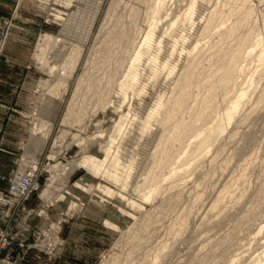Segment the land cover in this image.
Listing matches in <instances>:
<instances>
[{"label": "rangeland", "instance_id": "obj_1", "mask_svg": "<svg viewBox=\"0 0 264 264\" xmlns=\"http://www.w3.org/2000/svg\"><path fill=\"white\" fill-rule=\"evenodd\" d=\"M218 1L0 0L1 115L23 121L0 132L15 147L0 264H264V0ZM242 35L231 82L152 180L195 88L221 72L214 53ZM191 61V95L165 125ZM30 165L31 191L12 204Z\"/></svg>", "mask_w": 264, "mask_h": 264}, {"label": "bare ground", "instance_id": "obj_2", "mask_svg": "<svg viewBox=\"0 0 264 264\" xmlns=\"http://www.w3.org/2000/svg\"><path fill=\"white\" fill-rule=\"evenodd\" d=\"M220 1V0H219ZM218 1V2H219ZM222 1V0H221ZM231 1V0H230ZM235 1V0H234ZM240 1L241 3H243L245 0H237V3H239L238 5H240ZM226 1H224L225 3ZM247 2V0H246ZM244 2V3H246ZM243 3V4H244ZM242 4V5H243ZM228 5V4H227ZM245 5V4H244ZM242 7V6H241ZM247 7V6H246ZM219 8V7H218ZM248 8V9H247ZM246 11L251 10L250 7H247ZM240 9V8H239ZM234 11V10H233ZM232 9L229 12H233ZM216 12V11H215ZM249 12V11H248ZM63 13V12H62ZM61 11H57L56 14L60 15L62 14ZM234 13V12H233ZM212 15L213 12H211ZM210 14V15H211ZM217 14V13H215ZM244 14V13H243ZM220 15V14H219ZM247 15V14H245ZM216 16V15H215ZM215 16H212L210 19H208V22L206 24V26L208 27L209 25L211 26V22L212 19H214ZM209 18V17H208ZM239 21V19H238ZM242 20H240L239 22H241ZM239 22H233L232 24H230V26L227 28L226 31V36L228 34L233 35V32H236V28L239 26ZM206 23V22H205ZM205 27V26H204ZM252 29V28H251ZM222 33V32H220ZM228 33V34H227ZM245 34H247V32H245ZM222 35V34H221ZM218 37L219 41L216 43L218 44L220 42V39H225L224 38H220V36ZM250 34H248L249 36ZM228 37V36H227ZM246 36L242 35L241 37H239L237 43L231 47L230 49H228V51H223V53H219V51L217 53H214L215 55V64L217 65V69H220L219 73L215 72L209 75V77L207 78L205 84L197 85V87L195 89H199L201 86H206V91L204 93V95L201 96V98L199 99L196 109L193 112V118L190 120H185L182 115L180 116V118L176 119V122L173 123L172 127V132L163 140V144H162V151L164 154V157L162 158H158L155 163V166L158 169L157 174L154 176H152V180H154L158 175H159V170L161 171L164 167H166V164L169 162V160L171 159V154H170V150L174 148V146L179 143L186 135V133L194 126L195 124V120L198 119L203 113H205L218 99V95H220L221 91L223 90V88L229 84V82H231L232 80V75H233V70L232 67L234 68V66L236 65L234 62H236V57L240 55L241 57V50L242 48V44L243 42L246 40ZM220 44V43H219ZM213 48L215 50V46L213 45ZM112 49V48H111ZM241 50V51H240ZM264 50V49H263ZM262 50V51H263ZM261 51V52H262ZM216 52V50H215ZM219 53V54H218ZM240 53V54H239ZM239 54V55H238ZM125 55V54H124ZM239 58V57H238ZM96 62V61H95ZM235 65H234V64ZM97 64V63H96ZM234 65V66H233ZM195 67H196V63L194 61H191L188 65L187 70L185 71V73L182 75L181 78V83L178 84L177 86V98L173 101V104L171 105L169 112L166 114L165 118H164V123L165 125L170 123V121H172V117L176 114V112L179 110V108L182 106V104L188 99V97H190L191 92L189 89L186 88L187 83L190 82L192 80V78L194 77L195 74ZM236 67V66H235ZM235 69V68H234ZM197 70V69H196ZM235 71V70H234ZM181 77V76H180ZM98 78V77H97ZM95 79V78H94ZM99 80V79H98ZM107 83V82H106ZM109 84V82H108ZM105 86V85H104ZM108 87V86H107ZM195 91V90H194ZM264 93V92H263ZM245 92L242 91L238 94L237 98H235L234 100L231 101L230 106L228 108H226V110L224 111V119L225 122H229L234 114L235 111L241 101V98L244 96ZM196 95V94H195ZM100 96V95H99ZM262 97H264V94H262ZM170 101V100H169ZM168 101V102H169ZM167 105V104H166ZM188 112V111H187ZM192 115V114H191ZM177 116V115H176ZM185 116V115H184ZM175 118V117H174ZM177 118V117H176ZM187 119V118H186ZM175 121V120H174ZM173 122V121H172ZM161 149V148H160ZM159 155V154H158ZM90 161V159H89ZM84 162V161H83ZM93 165V163H92ZM33 169H35V165L33 166H29L26 170L29 171V174L32 173ZM157 171V170H156ZM112 176V175H110ZM114 177V176H113ZM79 182V181H78ZM82 186H84L85 188H88V185L85 183H81ZM43 193L45 194V190L43 191ZM149 196V195H147ZM169 203V202H167ZM139 246V244H136V247ZM155 264V263H153Z\"/></svg>", "mask_w": 264, "mask_h": 264}, {"label": "crops", "instance_id": "obj_3", "mask_svg": "<svg viewBox=\"0 0 264 264\" xmlns=\"http://www.w3.org/2000/svg\"><path fill=\"white\" fill-rule=\"evenodd\" d=\"M3 111V108L0 106V132L1 130H4V132L6 133L11 131L12 133H16L17 131H19L20 127L16 126H12L10 122H8L9 120L17 122V124H21L23 125V121L20 119V121H16L13 115L8 116L7 120H5V116H2L1 113ZM3 137V136H2ZM3 140L1 141V143L5 140V143L7 144L6 141L9 142L8 139L6 138H2ZM11 143H9V145L7 147L1 146L0 144V176L2 174H6L11 167L14 166L15 162H14V156H13V150H14V144H12V146H10ZM2 184V180L0 179V185Z\"/></svg>", "mask_w": 264, "mask_h": 264}, {"label": "built area", "instance_id": "obj_4", "mask_svg": "<svg viewBox=\"0 0 264 264\" xmlns=\"http://www.w3.org/2000/svg\"><path fill=\"white\" fill-rule=\"evenodd\" d=\"M33 174H29V171L27 173H23L20 175H15L9 185V192L12 194V198H10L8 201H10L12 204H15L17 201H21L22 199H25L28 194L31 191L32 183H33ZM1 232V231H0ZM2 233V232H1ZM5 232H3V236H6ZM9 259V258H7ZM7 263L10 261L5 260Z\"/></svg>", "mask_w": 264, "mask_h": 264}]
</instances>
